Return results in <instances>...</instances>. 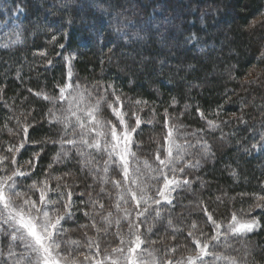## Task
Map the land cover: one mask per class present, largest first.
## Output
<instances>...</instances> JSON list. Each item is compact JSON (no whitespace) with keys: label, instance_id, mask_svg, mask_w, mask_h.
Returning a JSON list of instances; mask_svg holds the SVG:
<instances>
[{"label":"trees","instance_id":"1","mask_svg":"<svg viewBox=\"0 0 264 264\" xmlns=\"http://www.w3.org/2000/svg\"><path fill=\"white\" fill-rule=\"evenodd\" d=\"M122 2L127 7L117 11L109 9L106 3L97 8L93 0H0V31L17 33L21 41L0 47V86L7 90L8 104L15 106L17 111H31L34 119L29 123L33 125V140L58 139L60 126L54 122L50 124L45 117L51 104L31 95L28 89L43 88L54 93L58 84L69 81L95 95L112 84L125 99L148 103V107L140 111L145 120L154 110L159 120L167 110L178 118L176 123L184 126L180 131L204 129L197 137L187 139L196 144L197 138L202 137L211 154L202 157L201 147L191 148L189 160L199 159L200 167L189 170L192 175L187 178L192 181L191 188H177L172 193L174 203L167 206L177 222L189 213L192 219L201 215L192 211L198 200L217 213H223L225 205L228 209L247 208L253 203L252 193L264 194L260 193L264 182V150L261 149L264 141L260 137L264 132V58L261 57L264 52V0ZM159 4L168 10H158ZM190 5L192 10L179 14L181 22L171 24L180 28L177 34L173 31L174 40H182L184 48L172 50L170 56L165 52V46L173 42L172 37L168 38L170 32L157 39L155 30L157 26L160 30L164 26L170 28L168 22L165 25L162 21L172 8ZM207 7L215 8V15ZM216 18L221 23L217 31L210 26ZM53 36L55 42L50 43ZM41 52L46 55L41 56ZM66 57H73L72 77H68ZM97 82H100L99 88L95 87ZM197 108L207 119L216 120L220 127H205L206 121L195 111ZM129 109L135 110V107L129 105ZM11 115V109L0 104V124ZM14 124L10 122V126ZM160 128V124L143 126L137 139L144 141L145 151L149 137L157 134ZM7 139H10L7 131L0 134V140ZM26 147L21 162L30 159L33 151L43 148L38 163L44 169L60 146L49 142L40 147L30 143ZM77 161L79 157L73 151L71 159L54 165L57 169L54 175L72 171L77 192L93 190L87 187L94 185L92 176ZM233 171L238 178L232 176ZM95 184L97 192L98 182ZM242 193L248 195L241 196ZM218 196L224 203L216 200ZM227 197L236 199L228 200ZM104 199L107 201L108 197L105 195ZM261 211L264 210H254L258 219ZM87 223L89 220L83 212H75L67 225L76 228ZM205 231L209 229L206 227ZM170 232L171 229L166 231L164 226L158 228L160 237ZM240 239L252 249L248 260L264 264V227ZM170 241L169 236L156 247L163 251V244ZM235 247L240 248L239 242Z\"/></svg>","mask_w":264,"mask_h":264},{"label":"snow or ice","instance_id":"2","mask_svg":"<svg viewBox=\"0 0 264 264\" xmlns=\"http://www.w3.org/2000/svg\"><path fill=\"white\" fill-rule=\"evenodd\" d=\"M55 39L53 36L50 43ZM20 42L17 34L14 43ZM65 59L69 64L68 77H72L73 57ZM95 87L99 88L100 82ZM56 88L54 93L43 88L28 89L31 95L52 105L45 117L50 124L60 126L58 139L33 140L31 111H17L8 104L7 90L0 86V104L12 111L0 124V134L7 131L10 137L0 140V244L7 241V247L0 248V264H248L252 249L240 238L264 227V211L260 219L254 212L264 210V194L252 193L253 203L247 208L228 209L225 205L223 213L210 211L203 206L204 201L198 200L192 211L201 215L192 219L189 213L181 216L179 222L167 207L174 203L172 193L177 188H191L189 170L200 167L201 161L186 159L187 148L194 146L187 138L197 137L203 128L180 131L184 126L176 123L178 118L167 110L159 120L155 110L145 120L140 111L148 103L125 99L112 84L103 92L97 91L94 99L93 92L79 84L62 81ZM172 100L176 102L175 97ZM195 111L206 121L205 127H220L199 108ZM216 115L219 117L220 113ZM11 121L15 122L14 127L10 126ZM154 124L161 128L149 137L145 151L144 141L137 136L144 125ZM260 137L264 141V132ZM49 142L60 147L46 168L41 169L38 163L43 148L21 162L28 144L40 147ZM196 144L201 147L200 156L211 154L202 137L197 138ZM261 149L264 150V143ZM73 151L94 180V185L87 186L91 191L76 193V178L70 171L54 175V165L70 159ZM232 176L238 178L235 171ZM95 182L99 192L95 191ZM260 193H264V182ZM77 197L83 207L76 206ZM216 200L224 203L219 196ZM75 212H83L89 223L65 227ZM158 224L171 232L160 241L150 240L147 234ZM206 227L209 231H205ZM109 234L111 240L106 239ZM169 236L171 241L163 244V251L156 247ZM237 242L240 248L235 247Z\"/></svg>","mask_w":264,"mask_h":264},{"label":"rangeland","instance_id":"3","mask_svg":"<svg viewBox=\"0 0 264 264\" xmlns=\"http://www.w3.org/2000/svg\"><path fill=\"white\" fill-rule=\"evenodd\" d=\"M132 2V1H131ZM130 3V2H129ZM187 3V2H186ZM131 5V4H130ZM191 6V5H190ZM192 7L193 6H191V7H189V6H185V7H174V8H172L171 9V12L169 11V16H167V17H165L164 19H166V20H163L162 22L166 25L167 23L166 22H168L169 23V25H171L172 24V22L173 21H179V22H181L180 20V16H179V14L181 13V12H183V11H190V10H192ZM207 8H209V10L211 11V13H213L214 14V11H215V8H210V7H207ZM157 9L159 10H168L166 7L164 8V6L162 5V4H159L158 6H157ZM161 10V11H162ZM208 10V11H209ZM168 12V11H167ZM205 14H208V12H205ZM215 15V14H214ZM162 23V24H163ZM210 26L212 27V29H214L215 31H217V30H219L220 29V27H221V23H220V20L218 19V21H217V18L215 19V21H211L210 22ZM157 28H160V27H158L157 26ZM156 28V34H155V36L154 37H156L157 39H158V36H160V35H163L164 37H166V35L168 34V32H170V34H168V38L169 37H172V39L173 40H171V41H173V42H171L170 43V45L168 46V47H166L165 46V52L167 53V54H169L170 56H172L173 54H172V50H175V51H179V50H181L182 48H184V45H183V41L181 40L180 42L179 41H176V40H174V38H175V33L177 34L178 33V31H180V28H178V26H170V28L169 27H167L166 28V26H164V27H162V29L160 30V29H157ZM173 31H175V33L173 32ZM173 32V33H172ZM16 36H17V33L15 34V33H13V32H11V33H9V30H3V31H0V44H7V45H9L10 44V42H12L13 41V43H14V41L16 40ZM138 38L137 37H134V40H137ZM170 40V39H169ZM69 82V81H68ZM73 84H76V83H73ZM82 88V87H81ZM95 98V95H93V99ZM51 107H52V105H51ZM189 140V139H188ZM190 141V140H189ZM196 142V141H195ZM191 144H192V141H191ZM192 145H194L193 147H188L187 148V152L185 153V155H186V159L188 158V160H189V157L190 156H188L189 154H190V152H191V148H199L200 146L199 145H197V144H195V143H193ZM68 147H70V146H68ZM134 151L136 150L135 148L133 149ZM99 156L97 155L96 156V158L97 159H99L98 158ZM108 187H111V186H108ZM76 193H79V192H77L76 191ZM80 202V199L77 197L76 198V206L77 207H80L81 206V204L79 203ZM162 203H164L163 201H162ZM261 210V209H260ZM65 227H68V225H67V223L65 224ZM126 227V226H125ZM161 226L160 225H156L155 226V228H154V231L152 232V233H148L147 235H148V238L150 239V240H157V241H159L160 240V236H159V234L160 233H158V228H160ZM143 230V229H142ZM255 230V229H254ZM253 230V231H254ZM111 231H115V227H113L112 228V230ZM106 239L107 240H111L112 239V236H110V235H108L107 237H106ZM4 245H6V246H4ZM156 246H158V245H156ZM7 247V241H5V244L4 243H2V244H0V248H6ZM17 251H20V249H17ZM233 255H234V253H232ZM206 259H211V257H206Z\"/></svg>","mask_w":264,"mask_h":264},{"label":"clouds","instance_id":"4","mask_svg":"<svg viewBox=\"0 0 264 264\" xmlns=\"http://www.w3.org/2000/svg\"><path fill=\"white\" fill-rule=\"evenodd\" d=\"M103 3H106L109 9H116L117 11L127 7V4L122 2V0H93V6L97 8L101 7ZM117 39H119V37H117ZM77 163L80 164V161H77ZM70 173L73 177H75V174L72 171H70ZM97 192H99V190ZM248 264H255V262L249 260Z\"/></svg>","mask_w":264,"mask_h":264}]
</instances>
